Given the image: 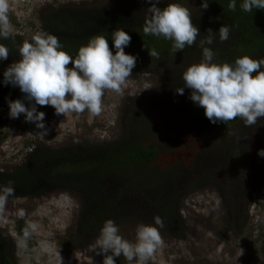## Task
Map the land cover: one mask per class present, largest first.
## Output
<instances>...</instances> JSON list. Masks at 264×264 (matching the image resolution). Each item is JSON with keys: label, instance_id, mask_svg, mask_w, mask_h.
Segmentation results:
<instances>
[{"label": "trees", "instance_id": "trees-1", "mask_svg": "<svg viewBox=\"0 0 264 264\" xmlns=\"http://www.w3.org/2000/svg\"><path fill=\"white\" fill-rule=\"evenodd\" d=\"M182 1L161 0L159 6L182 4ZM201 2L197 0L198 15L193 19L200 36L194 45L176 53L172 51V41L143 33L147 0L127 6L62 5L42 15L39 30L55 35L63 50L73 57L79 46L97 34L108 39L114 53L111 32L125 30L131 42L124 51L137 57L133 73L157 75L162 90L144 99L145 109L132 110L124 135L113 143L32 147L15 170H0V186L13 182L15 192L9 197H41L56 190L77 193L81 199L75 230L78 245L87 244L99 234L106 219H112L115 224L133 220L155 226L154 217L159 216L164 224L162 229L176 237L183 235L176 196L197 176L229 175L233 155L248 156L250 131L238 118L235 133L218 141L204 139L202 136L212 123L204 110L189 99V89L185 88L183 95L176 92L183 86L182 71L202 59L199 41L208 29L213 31V43L205 47L215 53L214 62L233 64L242 55L257 60L264 58V10L244 12L240 7L243 0H236L235 11L228 9L230 0H208L207 9L200 8ZM220 26L230 29L227 41L219 39ZM26 39L29 37L18 34L14 39H0L10 50L8 59L0 61V81L4 69L19 58L17 45ZM152 50L159 53L156 64H153L155 57L149 56ZM9 99H23V94L17 87L0 83V107L8 106ZM37 108L46 117L52 106L37 105ZM174 117L186 119V131L193 134V140L188 143V154L166 158L169 152L161 144L163 128ZM0 264H17L13 240L1 230Z\"/></svg>", "mask_w": 264, "mask_h": 264}, {"label": "rangeland", "instance_id": "rangeland-1", "mask_svg": "<svg viewBox=\"0 0 264 264\" xmlns=\"http://www.w3.org/2000/svg\"><path fill=\"white\" fill-rule=\"evenodd\" d=\"M136 1L12 0L10 20L15 34L30 37L39 30L41 17L47 10L62 5L127 6ZM197 4V0L182 1L191 12L192 21L195 14L198 15ZM161 90L157 75L132 73L123 95L105 91L99 115L85 111L62 116L55 114L52 107L44 121L46 135H41V129L34 124L25 122L23 115L11 119L8 106L0 107V170H15L37 144L61 147L113 143L124 135L132 110L145 109L144 99ZM194 110L197 112L196 106ZM239 122L237 118L226 125L212 123L202 137L210 141L226 138L237 131ZM186 124V119L178 117L167 120L161 139V144L168 148L166 158L189 153L188 143L192 142L193 134L186 131ZM247 130L250 131L248 156L235 153L229 175L197 176L176 196L183 235L176 237L160 228L164 246L157 250L149 264H264V156L257 154L258 149L264 148V118ZM65 195L71 198V203L64 201ZM20 209L26 213L24 218L17 215ZM80 209L79 195L68 190H56L41 197H8L0 217V230L13 240L16 263L56 264L52 249H58L62 264H103V255L93 251L98 234L85 245L75 242ZM28 223L35 224L36 228L31 230L25 247L21 241ZM138 224L124 220L116 225L121 236L134 240ZM239 248L244 250L242 256H238ZM115 259L116 264H127L123 256Z\"/></svg>", "mask_w": 264, "mask_h": 264}, {"label": "clouds", "instance_id": "clouds-1", "mask_svg": "<svg viewBox=\"0 0 264 264\" xmlns=\"http://www.w3.org/2000/svg\"><path fill=\"white\" fill-rule=\"evenodd\" d=\"M160 3L161 0H147L143 33L172 41L173 53L194 45L201 32L193 23L189 9L180 3H169L164 7L159 6ZM208 6V0H202L200 8L207 9ZM236 6V0L228 3L230 11H235ZM240 7L249 13L254 9L264 10V0H243ZM11 11L12 0H0L2 40L15 37ZM218 31L220 41H227L229 27L220 26ZM212 33L208 29L207 35L199 41L202 59L182 71L183 86L176 92L183 95L184 89H189V99L203 108L204 115L213 124L226 125L239 118L246 127L256 125L259 119L264 118V70H261L264 58L257 60L242 55L233 64L214 62L215 53L205 47L213 43ZM111 39L114 53L108 39L97 34L87 44L79 46L75 57L63 50L55 35L43 30L22 41L17 45L19 58L4 69L3 80L0 81L19 88L23 94V99L7 100L9 118L18 119L23 115L25 122L34 124L41 129V135H46L45 113L39 111L37 105L52 106L55 114L62 116L85 111L99 115L103 110L105 91L123 95L137 59L124 51L131 42L128 32L113 30ZM9 55V48L0 43V61L7 60ZM149 56L159 59L155 50L149 52ZM257 154L264 156V148L258 149ZM12 185L13 182L9 181L7 185L0 186V217L4 214L8 197L15 192ZM63 199L71 203L69 196L65 195ZM17 215L24 218L26 213L20 209ZM154 221L155 226L138 224L135 239L128 240L119 234V228L112 219H106L94 241L93 251L103 255V264H116L115 258L121 256L127 264H149L157 250L164 246L159 231L164 227L163 221L159 216L154 217ZM35 228V224L28 223L23 230V246H27L26 241ZM52 254L56 264H62L58 249H52ZM243 254L244 250L239 248L238 256Z\"/></svg>", "mask_w": 264, "mask_h": 264}]
</instances>
